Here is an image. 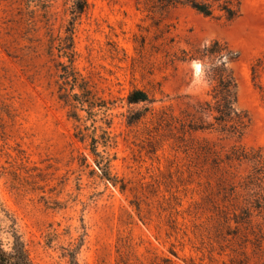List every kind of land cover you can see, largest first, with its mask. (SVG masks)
Masks as SVG:
<instances>
[{"label": "rangeland", "instance_id": "rangeland-1", "mask_svg": "<svg viewBox=\"0 0 264 264\" xmlns=\"http://www.w3.org/2000/svg\"><path fill=\"white\" fill-rule=\"evenodd\" d=\"M73 1L0 0V239L9 246L17 231L35 264H71V252L79 264H232L211 212L222 174L184 152L182 133L159 118L211 98L203 62L181 59L219 40L237 55L229 66L249 123L242 135L207 129L187 142L264 157V69L253 70L264 57V0H203L212 16L162 10L159 0H89L75 23L74 66L92 109L66 101L81 90L61 88L69 57L51 48ZM135 89L154 102L130 104ZM224 167L236 183L253 171L249 162Z\"/></svg>", "mask_w": 264, "mask_h": 264}, {"label": "trees", "instance_id": "trees-1", "mask_svg": "<svg viewBox=\"0 0 264 264\" xmlns=\"http://www.w3.org/2000/svg\"><path fill=\"white\" fill-rule=\"evenodd\" d=\"M160 9L166 10L178 5H188L198 12L212 16L214 6L203 0H159ZM89 7V0H74L70 8L72 19L67 26L66 35L54 37L52 41H58V46H51L52 49L58 48L61 56L69 57V64H62L63 73L61 88L67 92L70 86L72 91L79 88L80 93H66L69 98L66 101L73 104L75 102L88 104L90 109L94 108L96 101L92 95V90L87 86V82L80 77L74 63L77 55L75 51V23L79 17ZM221 10H226L227 18L232 20L236 17L234 9L221 6ZM181 59L190 62L198 59L203 62L206 77L212 85L209 91L211 98L199 100L192 103V110L184 109L180 116L172 113L163 112L159 118L161 123L174 126L182 133L179 136L180 147H184V152L194 151L206 160H211L213 168L221 172L219 178L218 191L220 202L213 205L211 212L217 217L219 225L223 227L220 232L222 239L230 243L232 264H264V157L259 152L248 151L243 146L234 145L231 150L224 155L211 146L209 143L198 142L189 144L186 139L187 133L216 129L230 135H242L248 126L247 115L238 109V90L237 81L229 64L234 62L237 55L224 43L214 40L209 44L198 46L191 51L184 50ZM264 69V57L259 58L253 65L254 74ZM142 102H154L150 95L141 89H135L130 97V104ZM77 107V106H74ZM76 116L77 113H76ZM143 115L134 117L136 122L140 121ZM212 119V120H210ZM134 122V121H130ZM252 163L253 171L247 176L241 177L239 181L233 172L223 168V164L232 163L242 164ZM104 175L110 176L108 166L103 167ZM230 177V178H229ZM124 186V185H123ZM125 189V187H122ZM181 205V203H179ZM139 211L141 207L137 205ZM212 215V216H213ZM169 226L172 231L179 229L176 219H169ZM13 241L6 246L0 239V264H35L29 250L21 235L13 231ZM172 253L176 251L172 249ZM71 264H79L77 254L71 252ZM192 264H202L192 261Z\"/></svg>", "mask_w": 264, "mask_h": 264}]
</instances>
